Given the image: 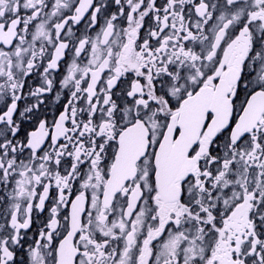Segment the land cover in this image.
<instances>
[{"label":"snow or ice","instance_id":"6c2138e0","mask_svg":"<svg viewBox=\"0 0 264 264\" xmlns=\"http://www.w3.org/2000/svg\"><path fill=\"white\" fill-rule=\"evenodd\" d=\"M0 264H264V0H0Z\"/></svg>","mask_w":264,"mask_h":264}]
</instances>
